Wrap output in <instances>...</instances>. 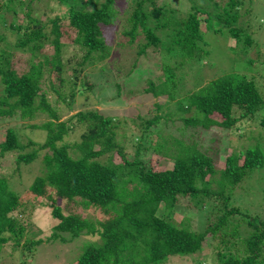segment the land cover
<instances>
[{
    "label": "trees",
    "instance_id": "16d2710c",
    "mask_svg": "<svg viewBox=\"0 0 264 264\" xmlns=\"http://www.w3.org/2000/svg\"><path fill=\"white\" fill-rule=\"evenodd\" d=\"M18 1L22 5L25 2L28 9L12 26L22 33L17 44L29 48L33 56V51H43L47 43L52 54L50 60L46 56L44 61L54 68L59 83L56 87L50 84V96L40 86L42 61L33 60L28 70L18 73L2 55L0 123L17 119L24 126L46 133L41 146L45 150L41 156L43 166L27 187L24 201L30 196L48 198L52 216L57 219L52 238L63 233L69 238L61 236L62 241L81 235L97 237L84 242L76 255L77 264H163L172 255L195 253L210 244L217 250L216 264H264V218L241 209L232 200L234 190L250 177L251 171L264 166V136L262 146H242L218 160L183 139L162 137L160 116H154L142 120L135 154L129 158L118 141L119 121L98 109L80 110L61 120L56 109V102L61 101L71 110L75 93L94 87L81 75L88 65L96 66L111 54L114 46L111 50L103 28L115 24L124 11L123 5H117L123 0H56L67 7L61 23L60 16L47 21L34 17L29 8L38 0ZM189 1V12L182 18L158 0L123 1L127 3L128 29L122 36L131 44L141 30L148 43L160 44L167 53L198 59L209 53L200 28L202 17L209 31L227 30V36L242 45L241 50L253 42L248 25L251 21L242 23L243 12L249 11L241 10L242 0H202L203 6L197 4L201 0ZM2 2L0 19L5 18L4 10L16 14L8 3ZM161 30L167 31L165 36ZM65 41L72 42L81 54L67 60L73 65L70 78L63 77ZM170 66H162L164 80H149L140 92L173 99L178 80ZM104 82H110L117 90L122 88L117 76L112 80L105 78ZM261 87L263 84L255 75L228 72L188 92L176 108L180 115L191 112L181 119L185 126L201 129L199 132L212 126L231 128L237 119L254 118L264 109ZM155 105L156 109L161 107ZM43 112L48 120L27 123ZM260 119L264 126V114ZM79 130L78 141H64ZM1 131L0 156L13 154L16 169L37 158L32 140L23 144L11 126L1 127ZM148 150L160 157L156 165H149L142 158L143 151ZM168 157L172 160L168 161ZM58 198L64 202L57 204ZM20 201L22 197L0 175V249L13 241L12 247L21 250L16 261L30 264L26 262L27 253L34 243L21 241L26 234L17 222ZM181 203L206 211L203 231L170 219ZM25 204L33 205L30 200Z\"/></svg>",
    "mask_w": 264,
    "mask_h": 264
},
{
    "label": "rangeland",
    "instance_id": "374dc122",
    "mask_svg": "<svg viewBox=\"0 0 264 264\" xmlns=\"http://www.w3.org/2000/svg\"><path fill=\"white\" fill-rule=\"evenodd\" d=\"M123 1L117 4L118 6L123 5L124 11L117 18L115 24L103 28L111 50L114 46L111 54L96 66L88 65L81 75L82 78H87L85 79L87 82L94 84V87L87 92L78 90L75 93L71 110L65 103L56 102L60 119H66L85 109L103 111L116 122L119 121L116 128L118 141L129 158L135 154L142 120L154 116H160L158 125L162 130V137L171 136L183 139L185 143L194 144L198 149L211 154L218 160L221 155L236 152L242 146H262L264 126L261 124L260 117L264 114V109L254 118L237 119L231 128L212 126L207 131L199 132L201 129L184 125L181 118L189 117L191 112L180 115L176 103H180L188 92L199 89L207 82L233 71L249 77L255 75L259 83L263 84V88H261L264 95V78H259L264 75V0H242L243 8L241 10L249 8L247 14L243 12L242 23L248 19L251 21V24L248 25L253 39V42L243 50L236 38L227 36V30L209 31L201 17L200 28L203 40L206 42L205 48H208L209 53L198 59L181 58L179 55L167 53L160 44L148 43L140 29L135 40L130 44L128 38L122 36V32L128 29L126 21L128 13L127 9L125 10L127 3ZM158 1L165 4L166 9H173L177 18L184 17L189 12L191 5L189 0ZM2 3H8L16 14L4 10L5 18L0 19V58L4 55L7 59L6 62H9L10 66H13L18 73L28 70L33 60L35 62L42 61L40 62L42 64L40 86L46 89L50 96H53L50 84L56 87L59 81L54 68L44 61L46 56L50 60L51 48L46 43L43 46V51H33L34 57L30 54L32 51L29 48L28 50L20 48L17 43L22 33L14 30L12 26L20 22V18L28 8H26L25 2L22 5L18 0H3ZM197 4L203 6V1H197ZM29 9L34 17L43 21L60 16L61 23L64 20L67 7L60 5L56 0H38L33 2ZM161 32H163L162 36H165L167 31L161 30ZM116 43L119 45L116 46ZM141 43L143 48L138 54ZM64 50L62 53V62L65 65L63 77L70 78L73 65L67 60H71L73 56L79 58L81 54L70 41H65ZM251 59L253 62H250ZM179 62L184 63L179 64ZM164 65H171V72L175 73V78L178 80L174 98L170 99L164 95L155 97L151 93H141L140 91L144 86H147L149 80L155 83L164 80L165 74L162 70ZM115 76H117L118 83L122 85L119 90L110 86V82H104L105 78L112 80L115 79ZM1 91L2 85H0ZM166 101L169 102L165 103ZM155 104H159L161 107L156 109ZM48 119V115L43 112L27 123L39 124ZM7 126L16 129L19 140L23 144L32 140L35 143L32 148L38 151L37 158L33 162L23 165L19 170L14 165L13 154L8 153L4 157L0 156V175H4L10 187L17 192L18 196L22 197V201L18 205L20 209L17 211V222L25 228L26 236H23L21 241L34 243L31 245L32 251L25 252L28 254L26 262L30 264H77L76 255L79 249L81 251L84 242L97 240V237L81 235L72 240L62 241L59 239L61 236L65 239L69 238L67 234L63 233L60 237L52 238L53 226L57 219L52 216V207L49 205L50 203H47L49 202L48 198L30 196L24 201V198L28 196L27 187L43 166L41 156L45 150L41 146L45 143V131L24 126L17 119H8L0 123V133H2L1 127L5 129ZM80 133L81 130L74 132L68 135L64 141H78ZM28 149L30 147L24 151ZM151 152V150L141 152L142 158L149 165H156L157 159L160 157ZM167 160L171 161L172 159L168 157ZM249 176L234 190L232 200L241 209L264 218V166L262 169L255 168ZM29 200L33 205L25 204ZM63 202L64 200L60 198L56 201L57 204ZM206 217L205 210L190 209L186 204L181 203L176 206L170 219L175 224L184 227H188L184 225L188 224L189 228L194 231H203ZM12 245H14L13 241L3 244L0 249V264H21L16 261L19 260V258L16 259V256L21 254V250L13 248ZM204 247L195 253L181 256L172 255L163 264H216L215 253L217 250L211 244Z\"/></svg>",
    "mask_w": 264,
    "mask_h": 264
}]
</instances>
